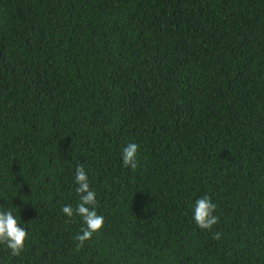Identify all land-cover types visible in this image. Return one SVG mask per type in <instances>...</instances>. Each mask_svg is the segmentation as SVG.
I'll return each mask as SVG.
<instances>
[{
    "label": "trees",
    "instance_id": "obj_1",
    "mask_svg": "<svg viewBox=\"0 0 264 264\" xmlns=\"http://www.w3.org/2000/svg\"><path fill=\"white\" fill-rule=\"evenodd\" d=\"M0 207L28 232L0 264H264V0H0Z\"/></svg>",
    "mask_w": 264,
    "mask_h": 264
},
{
    "label": "clouds",
    "instance_id": "obj_2",
    "mask_svg": "<svg viewBox=\"0 0 264 264\" xmlns=\"http://www.w3.org/2000/svg\"><path fill=\"white\" fill-rule=\"evenodd\" d=\"M139 145L135 142L128 143L121 152V162L124 168L137 169L140 161L137 159ZM75 191L79 197L78 203L65 205L62 213L71 220L74 216L82 220L83 226L74 237L75 251H80L86 241L91 240L94 234L104 227V216L97 212V193L91 189L88 175L83 165H77L74 173ZM210 197L205 195L195 200L193 207V220L197 227L202 230H211L219 223V217L213 213L216 210ZM222 233H213L212 239L219 240ZM28 232L19 226V221L11 208L0 207V244L10 250L13 257L19 256L24 249Z\"/></svg>",
    "mask_w": 264,
    "mask_h": 264
}]
</instances>
